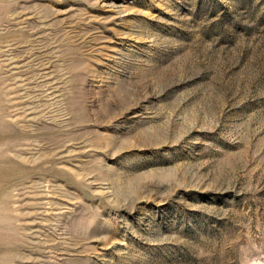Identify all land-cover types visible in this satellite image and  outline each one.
Segmentation results:
<instances>
[{
    "label": "rangeland",
    "instance_id": "374dc122",
    "mask_svg": "<svg viewBox=\"0 0 264 264\" xmlns=\"http://www.w3.org/2000/svg\"><path fill=\"white\" fill-rule=\"evenodd\" d=\"M0 264H264V0H0Z\"/></svg>",
    "mask_w": 264,
    "mask_h": 264
}]
</instances>
